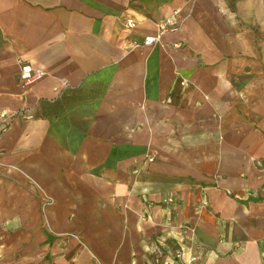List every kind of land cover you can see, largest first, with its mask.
<instances>
[{"label":"crops","instance_id":"1","mask_svg":"<svg viewBox=\"0 0 264 264\" xmlns=\"http://www.w3.org/2000/svg\"><path fill=\"white\" fill-rule=\"evenodd\" d=\"M258 36L264 0H0V264H264Z\"/></svg>","mask_w":264,"mask_h":264},{"label":"built area","instance_id":"2","mask_svg":"<svg viewBox=\"0 0 264 264\" xmlns=\"http://www.w3.org/2000/svg\"><path fill=\"white\" fill-rule=\"evenodd\" d=\"M183 25V19L180 17V11L176 10L173 11L170 15H168L166 18L160 20L158 23V33L155 36H146L143 40L142 45L143 46H153L158 43H161L163 36L173 33L177 30H179ZM136 27V23L133 21H130L128 23V28L133 29ZM178 46V45H177ZM20 81L25 86H30L34 83H37L44 79L47 76V72L40 67H33L30 64L24 63L20 66ZM185 83H183L184 85ZM22 111L11 113L9 111H2L1 112V118L4 123V125L7 127L11 124L12 120L18 116L23 115ZM150 161H153V159H150ZM163 202L165 204H172L175 202V197L169 196L163 199ZM178 257L181 258L182 254L179 253Z\"/></svg>","mask_w":264,"mask_h":264},{"label":"rangeland","instance_id":"3","mask_svg":"<svg viewBox=\"0 0 264 264\" xmlns=\"http://www.w3.org/2000/svg\"><path fill=\"white\" fill-rule=\"evenodd\" d=\"M246 8L248 7V5H245ZM250 12V10L248 11ZM241 26H249L252 28H256V22L254 20H249V19H243L241 20ZM261 40H264V36H258V43H261ZM256 55H258L259 59L261 60V62L259 61V63L261 64V66H259V68L261 69V71L264 74V51H260L258 52H251V55H249L250 57V61L248 63H252V61H254L253 63L257 62L256 61ZM234 59H240L239 55H235L233 57ZM237 70H240L237 68ZM251 71H253L254 73L256 72V69H251Z\"/></svg>","mask_w":264,"mask_h":264}]
</instances>
